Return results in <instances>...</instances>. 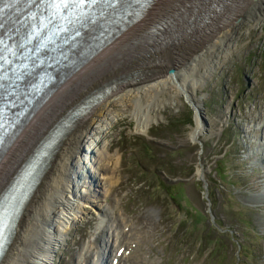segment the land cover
I'll return each mask as SVG.
<instances>
[{
  "label": "rangeland",
  "instance_id": "1",
  "mask_svg": "<svg viewBox=\"0 0 264 264\" xmlns=\"http://www.w3.org/2000/svg\"><path fill=\"white\" fill-rule=\"evenodd\" d=\"M235 39L197 90L205 127L196 139L194 109L183 95L146 132L135 129L123 103L101 119L99 146L112 156L102 200L107 221L98 228V210L85 206L53 264H95L107 224L121 229V217L133 229L131 264H264V171L256 162L264 136V16ZM92 147L85 138L81 162Z\"/></svg>",
  "mask_w": 264,
  "mask_h": 264
},
{
  "label": "bare ground",
  "instance_id": "2",
  "mask_svg": "<svg viewBox=\"0 0 264 264\" xmlns=\"http://www.w3.org/2000/svg\"><path fill=\"white\" fill-rule=\"evenodd\" d=\"M101 12L108 21L113 18L107 9ZM262 15L264 0H152L94 56L89 58V54L70 67L55 85L56 90L47 95L45 107H38L8 148L0 152L1 194L40 142L54 143L10 226L12 234L0 264H53L56 251L70 228L84 216L88 204L100 214L98 228L106 224L108 215L102 210V200L110 190L105 182L112 156L107 147L99 146L97 130L116 103H123L132 114L137 131L146 132L161 110L179 103L183 95L195 113L191 137L203 134L204 108L197 90L220 62L219 55L231 51L241 27L258 23ZM105 84L109 87L95 100L93 91ZM88 97L97 102L58 139L51 136L50 130L61 118ZM85 138L96 148L92 147L81 162L78 155ZM260 141L256 148L261 154V160L256 161L259 167L264 166V136ZM120 220L121 229L115 223L107 224L104 244L109 255L105 264H129L133 229L124 217ZM119 248L121 255H117Z\"/></svg>",
  "mask_w": 264,
  "mask_h": 264
},
{
  "label": "snow or ice",
  "instance_id": "3",
  "mask_svg": "<svg viewBox=\"0 0 264 264\" xmlns=\"http://www.w3.org/2000/svg\"><path fill=\"white\" fill-rule=\"evenodd\" d=\"M5 209L0 206V238L3 236V229H4V219H5Z\"/></svg>",
  "mask_w": 264,
  "mask_h": 264
},
{
  "label": "trees",
  "instance_id": "4",
  "mask_svg": "<svg viewBox=\"0 0 264 264\" xmlns=\"http://www.w3.org/2000/svg\"><path fill=\"white\" fill-rule=\"evenodd\" d=\"M188 121H189V123H191V122H190V121H191V119H189Z\"/></svg>",
  "mask_w": 264,
  "mask_h": 264
}]
</instances>
